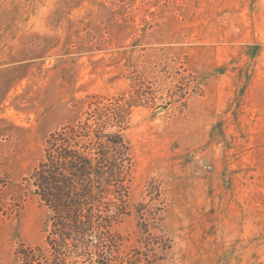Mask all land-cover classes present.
<instances>
[{
	"label": "rangeland",
	"instance_id": "obj_1",
	"mask_svg": "<svg viewBox=\"0 0 264 264\" xmlns=\"http://www.w3.org/2000/svg\"><path fill=\"white\" fill-rule=\"evenodd\" d=\"M116 96L138 101L121 254L160 251L147 203L170 245L154 264H264V0H0V176L26 177L50 132ZM47 216L35 197L0 213V264L43 243Z\"/></svg>",
	"mask_w": 264,
	"mask_h": 264
},
{
	"label": "trees",
	"instance_id": "obj_2",
	"mask_svg": "<svg viewBox=\"0 0 264 264\" xmlns=\"http://www.w3.org/2000/svg\"><path fill=\"white\" fill-rule=\"evenodd\" d=\"M136 98L102 97L82 119L49 133L32 171L17 182L0 176V213L18 214L35 197L48 211L43 243H20L13 264H154L170 247L150 232L162 207L139 203L143 244H158L149 259L143 251L121 254L116 226L128 214L133 159L124 136Z\"/></svg>",
	"mask_w": 264,
	"mask_h": 264
}]
</instances>
